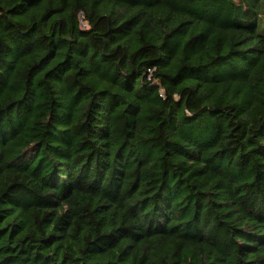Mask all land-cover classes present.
<instances>
[{"label": "trees", "instance_id": "1", "mask_svg": "<svg viewBox=\"0 0 264 264\" xmlns=\"http://www.w3.org/2000/svg\"><path fill=\"white\" fill-rule=\"evenodd\" d=\"M0 264H264V0H0Z\"/></svg>", "mask_w": 264, "mask_h": 264}]
</instances>
